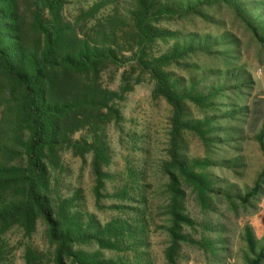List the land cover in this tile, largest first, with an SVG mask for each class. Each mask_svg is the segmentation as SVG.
Instances as JSON below:
<instances>
[{
  "label": "rangeland",
  "instance_id": "obj_1",
  "mask_svg": "<svg viewBox=\"0 0 264 264\" xmlns=\"http://www.w3.org/2000/svg\"><path fill=\"white\" fill-rule=\"evenodd\" d=\"M99 1L65 0L62 14L74 23ZM106 2L87 24L115 20L113 48L118 61L101 73L100 83L118 92L126 73L132 85L122 100L115 101L120 120L105 128L110 162L102 171L108 178L97 198L91 153L76 156L65 147L59 153L60 168L51 172L52 197L71 198L77 193L75 212L83 224L89 217L101 227L120 220L133 233L120 241L117 250H99L95 244H76L74 250L100 251L105 260L124 264H172L165 258L170 195L164 171L170 161L172 109L153 96L155 82L147 73L140 75L136 55L141 48L155 58L184 48L186 55L166 71L179 82L180 92L209 97L205 106L186 103L185 116L190 125L210 122L213 129L206 135L210 143L184 131L181 158L187 164L208 160L207 168L196 171H205L212 192L203 207L182 183L183 207L194 224L191 229L183 227L187 239L173 264H250L264 247V179L258 194L243 200L264 171V0H155L158 8L166 6L174 16L151 24L157 37L148 45L133 22L136 0ZM1 111L0 106V118ZM260 134L263 149L257 141ZM84 140L90 141L87 129L70 136L72 145ZM247 229L254 238L253 250L245 240ZM45 230L39 220L30 238L18 228L6 232L1 237L0 264H25L27 247L42 255L41 264H53L54 249ZM204 240L213 243L214 251L197 245Z\"/></svg>",
  "mask_w": 264,
  "mask_h": 264
},
{
  "label": "trees",
  "instance_id": "obj_2",
  "mask_svg": "<svg viewBox=\"0 0 264 264\" xmlns=\"http://www.w3.org/2000/svg\"><path fill=\"white\" fill-rule=\"evenodd\" d=\"M154 1L136 0L133 22L147 45L157 37L151 24L164 16H174L172 10L166 6L158 8ZM64 3L65 0H0V254L1 237L6 232L18 228L23 237L30 238L41 220L46 226V240L54 249L53 264H124L105 260L100 251H75L74 246L95 244L99 250H117L120 241L131 238L133 233L125 223L113 220L101 227L89 217L83 224L75 212L77 193L71 198L52 197L51 172L60 168V151L70 147L76 156L91 153L95 194L99 198V190L108 178L102 170L110 162L105 128L111 121L120 120L115 101L122 100L123 94L132 89L126 73L118 92L100 83L101 73L118 61L113 48L115 20L111 17L103 24H87L106 5V0L82 12L74 23L64 18ZM186 51L174 50L155 58L141 48L136 55L140 75L147 73L155 82L153 96L164 99L172 109L170 161L164 167L170 195L165 258L172 264L180 244L187 239L183 227L191 229L194 224L183 207L182 183L191 188L203 207L212 192L205 171H196L207 168L208 160L187 164L181 158L184 131L190 130L210 143L206 135L213 129L210 122L190 125L185 116L186 103L205 106L209 97L194 95L191 90L180 92L179 82L173 81L166 71ZM81 129H87L90 141L70 144V136ZM257 141L263 149L261 134ZM263 179L264 171L244 202L258 194ZM245 240L253 250L254 238L249 229ZM197 245L214 251L211 241ZM24 259L25 264H41L42 255L27 247ZM263 260L264 247L250 264H261Z\"/></svg>",
  "mask_w": 264,
  "mask_h": 264
}]
</instances>
